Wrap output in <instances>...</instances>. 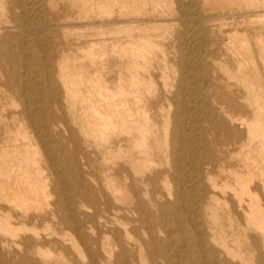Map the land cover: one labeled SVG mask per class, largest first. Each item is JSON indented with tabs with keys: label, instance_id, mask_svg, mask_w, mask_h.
Instances as JSON below:
<instances>
[{
	"label": "bare ground",
	"instance_id": "6f19581e",
	"mask_svg": "<svg viewBox=\"0 0 264 264\" xmlns=\"http://www.w3.org/2000/svg\"><path fill=\"white\" fill-rule=\"evenodd\" d=\"M0 264H264V0H0Z\"/></svg>",
	"mask_w": 264,
	"mask_h": 264
}]
</instances>
